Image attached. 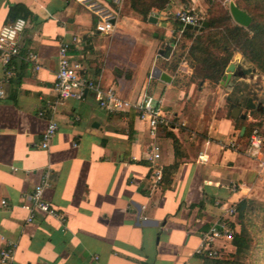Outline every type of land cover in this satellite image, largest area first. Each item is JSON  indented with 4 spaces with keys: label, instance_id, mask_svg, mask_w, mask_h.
Wrapping results in <instances>:
<instances>
[{
    "label": "crops",
    "instance_id": "obj_1",
    "mask_svg": "<svg viewBox=\"0 0 264 264\" xmlns=\"http://www.w3.org/2000/svg\"><path fill=\"white\" fill-rule=\"evenodd\" d=\"M91 3L115 16L111 32L95 29ZM182 5L171 0L164 9H151L154 19L149 20L134 12L128 0H0V27L21 14L27 22L18 36L20 55L12 61L11 76L0 60V199L7 200L0 207V246H15L13 259L0 264H202L195 253L201 233L226 216L227 207L242 199L264 204V143L255 155L246 143L255 124L251 119L264 120L250 112H264V106L242 107L249 129L247 123L238 125L241 118L227 116L239 105L237 100L231 104L229 85L239 77L238 56L224 84L192 79L185 60L170 72L159 59L167 61L163 47L178 32L168 15ZM64 42L82 76L102 88L113 87L127 100L153 96L171 122L154 139L162 167L177 164L169 183L154 186L150 180L152 139L135 110L107 111L93 92L81 100H57L53 83ZM30 53L36 60L28 58ZM156 69L170 81L157 77ZM180 72L190 73L187 84H180ZM208 83L216 94L210 107L192 96ZM50 120L57 129L42 148L41 135ZM170 134L178 140L176 151ZM48 167L51 183L44 197L59 216L38 212L27 222L23 195ZM229 220L239 232L237 215ZM216 245L228 256L236 250L227 239Z\"/></svg>",
    "mask_w": 264,
    "mask_h": 264
},
{
    "label": "built area",
    "instance_id": "obj_2",
    "mask_svg": "<svg viewBox=\"0 0 264 264\" xmlns=\"http://www.w3.org/2000/svg\"><path fill=\"white\" fill-rule=\"evenodd\" d=\"M112 1L116 4H120L121 2V0ZM89 6L97 16L95 29L100 33L111 32L114 28L113 20L115 16L107 13L95 3H91ZM175 19L179 20L183 27H185V24L200 26L204 21L193 7H187L186 5L175 14ZM26 23L24 16L17 15L11 19L10 22L0 27V60L6 76L12 75V60L20 55L18 36L23 32ZM181 33L182 29H179L174 41L169 44L171 49L176 47L177 40ZM73 40H77V37H73ZM36 57L37 56L33 53L28 55V58L31 60H36ZM36 68H38V65H36ZM53 90L55 91L58 101L66 99L81 100L87 92H93L98 105L107 111L135 110L136 118L147 124L148 133L152 139L149 143V152L147 155V159L150 162V180L154 186L162 183L163 167L158 161L160 158V147L154 139L158 131L164 127L170 126L171 122L170 119L162 113L153 96L143 93L135 100H127L118 95L113 87L102 88L99 82L82 76L79 71V64H72L70 62L68 56V43L65 42L59 45L58 67L53 83ZM40 114H43V111H41ZM251 120L255 124L249 130L246 143L252 151L251 154L255 155L259 152L264 143V132L260 126L256 124L258 122L264 123V120L254 118ZM56 129V122L53 120L48 121L41 135L40 147L47 148L49 146L50 140L55 134ZM229 145L234 147L235 141H229ZM198 159L201 161L205 160L201 154L198 155ZM50 183L51 169L48 167L42 172L40 181L33 186L30 192L23 195L22 207L28 211L26 217L27 222L32 221L35 214L38 212L59 216L57 209L44 197V191ZM6 206L7 200L5 198L0 199V207L3 208ZM225 214L226 216L213 222L207 230L201 233L200 243L195 249V253L202 259L222 258L224 255L222 246H217L216 243L226 239L229 241L232 240L234 230L231 226L229 217L236 214L235 206L231 205L227 207L225 209ZM2 239L3 238L0 236V240ZM14 248V244L3 242L0 246V262L9 263L13 259Z\"/></svg>",
    "mask_w": 264,
    "mask_h": 264
},
{
    "label": "trees",
    "instance_id": "obj_3",
    "mask_svg": "<svg viewBox=\"0 0 264 264\" xmlns=\"http://www.w3.org/2000/svg\"><path fill=\"white\" fill-rule=\"evenodd\" d=\"M170 1L128 0L130 8L143 19H147L151 9H164ZM180 1L186 5L189 0ZM234 1L250 14L251 23L249 26L244 27L233 22L227 12H224L221 17L206 18L208 26L204 27L202 31L183 27L182 23L175 19L174 28L175 30L182 29V33L177 40L176 47L171 49L168 45L162 54V57L168 61L170 72L174 71L179 63L181 55L177 56L175 52L179 42L184 38L189 42L186 45L182 42L180 44V47L185 49L183 59L192 70V79L197 78L198 82L207 80L218 83L235 52H239L259 72H264V0ZM234 103L235 101H231V104ZM245 133H247L246 130L244 135ZM170 137L176 151L178 140L173 134H170ZM176 168V163L168 168H162L163 181L169 183V177ZM235 209L237 218L240 221L246 219L250 224L249 215L254 211V204L249 200L242 199L235 205ZM231 242L236 249L232 255L224 254L220 259L204 258L202 264H242L241 256L249 250V234L244 226L241 225L240 231L233 234Z\"/></svg>",
    "mask_w": 264,
    "mask_h": 264
},
{
    "label": "rangeland",
    "instance_id": "obj_4",
    "mask_svg": "<svg viewBox=\"0 0 264 264\" xmlns=\"http://www.w3.org/2000/svg\"><path fill=\"white\" fill-rule=\"evenodd\" d=\"M230 0H189L186 2L187 7H193L195 11H197L201 17L205 20L208 17L216 16L221 17L224 12H227L230 15L228 3ZM234 1V0H232ZM235 2V1H234ZM185 4L183 3L180 10L183 9ZM175 11L172 14L168 15L171 18V23L174 26L175 21V14L178 12ZM231 16V15H230ZM232 19V17H231ZM233 21V19H232ZM234 22V21H233ZM188 44L187 39H182L178 46L175 54L177 56L181 55L179 60H184L185 49L180 47V44ZM163 48H166L164 46ZM238 56L237 62L238 66L244 70L245 76L244 77H237L231 81L229 84L232 88L230 91V100L232 101H239V105L241 107L245 106V100L248 97H251L255 103L260 102L262 106H264V72H259L249 61H247L239 52H235L232 56ZM162 64L168 63V61H164L160 58ZM188 65V64H187ZM190 74V73H189ZM189 74L181 73L178 74L179 81L181 85L184 83H188V76ZM215 85L208 83V85L202 89L201 91H196L192 94L198 99H200L202 104L207 103L210 107L212 104L215 105L216 94L215 90L213 89ZM251 116L255 118H263L264 119V112H259L257 110H253L250 112ZM176 116H172V118ZM178 119L176 117L174 120ZM247 128L249 127V122L247 121ZM245 120H238V125L246 124ZM264 130L262 127H260ZM261 206L254 205V211L250 213V224L246 221V219L241 220L242 226L245 227V230L248 231L249 234V250L242 254L241 261L242 264H264V204H260Z\"/></svg>",
    "mask_w": 264,
    "mask_h": 264
},
{
    "label": "water",
    "instance_id": "obj_5",
    "mask_svg": "<svg viewBox=\"0 0 264 264\" xmlns=\"http://www.w3.org/2000/svg\"><path fill=\"white\" fill-rule=\"evenodd\" d=\"M228 8H229L230 15H231V17L235 23H237L241 26H244V27L249 26V24L251 23V16L247 12V10L239 7L232 0L229 1ZM152 19H154L153 16H149V20H152ZM207 26H208V22L206 20H204L200 26L185 24L186 28H190V29H193L195 31H202L203 28L207 27ZM235 67H236L235 62H229V64L227 65V67L225 69V73L223 74V76L221 78V83L224 84V83L228 82L229 78L231 77V75H233V73L235 71ZM154 72H155V75L157 77H159L161 80L166 81V82L170 81V76L168 74H166L165 72H162L158 69H156ZM237 75L239 77H244L245 73L242 69H239L237 72ZM244 108H245V110H253V109L262 110L260 103H255L251 97L247 98ZM241 110H242V107H240L239 105L232 106L228 110L227 116L232 117V118L245 119L247 114L244 112H241ZM244 129H245V126H242V131Z\"/></svg>",
    "mask_w": 264,
    "mask_h": 264
}]
</instances>
